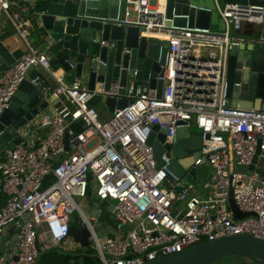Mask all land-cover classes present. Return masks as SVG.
<instances>
[{"label": "built area", "instance_id": "obj_1", "mask_svg": "<svg viewBox=\"0 0 264 264\" xmlns=\"http://www.w3.org/2000/svg\"><path fill=\"white\" fill-rule=\"evenodd\" d=\"M214 1L221 33L175 26L174 19L185 16L168 18L166 0H120L117 17L107 21L137 28L139 38L168 42L162 74L155 77L162 82L161 96L134 83L120 94L118 83L107 91L89 90L76 78L69 84L56 79L51 95L60 108L40 113L23 129L22 142L0 154V264H36L42 252L81 249L68 236L72 214L79 217V230L88 231V248L99 264H145L233 235L264 239V176L253 169L264 159V110L232 107L226 82L228 50L240 41L233 35L246 22L261 23L263 10ZM34 9L30 0H0V15L26 47L0 73V117L30 68L49 69L47 53L30 41ZM96 96L132 102L101 121L91 106ZM155 125L166 130L168 144L177 129L197 128L201 144L194 167L205 162L212 170L210 197L190 195L168 169L166 153L154 158L148 139ZM42 129L47 134L38 138ZM230 188L247 217L234 219ZM89 190L97 205H106L112 237L97 236L102 211L86 203Z\"/></svg>", "mask_w": 264, "mask_h": 264}, {"label": "water", "instance_id": "obj_2", "mask_svg": "<svg viewBox=\"0 0 264 264\" xmlns=\"http://www.w3.org/2000/svg\"><path fill=\"white\" fill-rule=\"evenodd\" d=\"M209 0H204L207 3ZM214 1V0H213ZM215 2V1H214ZM261 8L262 22L244 23L243 31L234 34L240 39L228 50L227 97L232 107L264 110V0H217ZM202 3V4H203ZM120 0H40L34 9L33 20L38 46L49 57V69L38 72L36 78L27 74L17 87L10 106L0 117V154L22 142L23 129L40 113L60 108V102L51 95L54 75L81 80L89 90L107 91L111 84L118 83L119 93L129 83H139L142 88L157 90L161 96L162 82L155 77L162 74L168 42H155L138 37V29L113 26ZM216 8V6H215ZM177 17L174 25L188 28L210 29L213 11L192 0H166V15ZM104 19H106L104 23ZM222 24V19L220 20ZM112 41L114 48L100 46V42ZM0 56L5 71L14 62V57L0 43ZM103 104L108 113L126 108L132 100L105 96ZM166 130L155 125L151 129L148 145L156 160L162 154L170 158L168 169L180 179L182 186L196 179L195 160L199 157L201 138L191 128L177 129L173 144L165 143ZM68 135L64 136L67 149ZM205 162H202V164ZM228 205L236 220L247 217L239 211L229 190ZM96 213V217H98ZM100 222L96 224L98 228ZM13 229L9 230L12 233ZM69 238L83 249L88 248L89 233L71 225ZM264 264V239L241 234L202 242L179 253L160 256L145 264Z\"/></svg>", "mask_w": 264, "mask_h": 264}, {"label": "crops", "instance_id": "obj_3", "mask_svg": "<svg viewBox=\"0 0 264 264\" xmlns=\"http://www.w3.org/2000/svg\"><path fill=\"white\" fill-rule=\"evenodd\" d=\"M159 1H160V3L161 2L163 3V0H159ZM30 2H31L32 6L38 7L40 0H30ZM192 2L196 5H202L206 8L214 11L215 2L213 0H209V1H207V3H203L204 0H195ZM224 4L219 2L220 6H223ZM215 10H216V8H215ZM214 15L215 16H213L211 26H210V30L213 31L212 30V27H213V28H215V31H213V32L221 33L224 31L223 22H222V24L220 23L221 18L219 16L217 10H216V14H214ZM242 31H243V29H242ZM35 33H36V27L34 26V30L30 33V41L32 42L33 45L38 46V43H37V40L35 37ZM0 43H2V45L14 57L15 60L19 59L26 52V47H25L24 43L20 40V38L17 36V34L15 33L12 26L6 21V19L3 15H0ZM41 50L44 51L42 48H41ZM2 65H3V60L0 56V67ZM38 72H43V69L41 67L30 68L27 72V75L30 78H36ZM0 73H1V71H0ZM61 77L63 78V81L66 84L73 82V80L75 79L74 76L67 77L65 75H62L60 72H58L54 75V82L50 81V85L52 87H55L57 85L56 79H60ZM80 82H82V81L80 80ZM133 86L134 87H141L139 83H134ZM98 105L100 106L99 111H98L100 120L101 121L109 120V118L111 117V114L108 113L107 109L105 108V106L103 104V98L101 96H96L93 99V101L91 102V106L94 107L95 109L98 107ZM51 110L52 109L47 110V111H51ZM47 131H48L47 129H42V130L37 131V137L41 138V137L45 136L47 134ZM263 162H264V159L256 160L255 166L253 167V169H256L257 171H259L264 176V164H263ZM197 169H200V170L203 169L202 173L205 172L207 176L202 175L201 177H198L197 183L192 182V180L190 179L189 180L190 185L186 186V187L190 188L189 189L190 195L200 197V198H208V197H210L211 193L214 191V177H213L212 170L210 169V167L206 163H203L202 165H200L198 167L196 166V170ZM99 205L102 207H106V205L104 203H101ZM104 216L107 218V215H104Z\"/></svg>", "mask_w": 264, "mask_h": 264}, {"label": "rangeland", "instance_id": "obj_4", "mask_svg": "<svg viewBox=\"0 0 264 264\" xmlns=\"http://www.w3.org/2000/svg\"><path fill=\"white\" fill-rule=\"evenodd\" d=\"M192 1H195V0H192ZM161 4H162V2H161ZM131 5H132V3H129V6H131ZM213 14H216L215 8H214ZM212 30L215 31V28L212 27ZM99 108H100V106L98 105V107L96 108L97 112L99 111ZM191 129H192L193 132L198 133V135H199V131L197 130V128L195 126L192 125ZM72 130L74 132L78 131V129H76V127H74V126L72 127ZM1 156L2 155H0V158H1ZM263 164H264V162H263ZM202 171H203V169H201V170L197 169L196 170V176L197 177H196L195 180H192V182L197 183L198 182V180H197L198 177H201L202 175L207 176L206 173L205 172L202 173ZM86 203L89 204V207L91 208V210L96 211L98 209H101V211H102V217L100 218V221L102 222V227H101L100 231H98V233H97L98 238L103 240L104 238L112 237L111 234H107V231L110 228H112L114 226V224L112 222H109L108 219L104 216V215H107V209H105V207H102V206L96 204L95 197L93 196V193H92L91 190H89L87 192V194H86ZM86 203H85V201H82V200L79 201V204L83 205V207L86 206ZM70 218L74 219V221H75L74 225H76V227L79 229L81 227V225L78 223V221H79L78 215L77 214H72L70 216ZM80 253H86V254L90 253L91 255H95L96 254V252L91 250L90 248H88L86 250L83 249V248L75 249L74 252H66V251H63L61 249H54V250H51V251L42 252L40 254L39 260H40L41 264H48L49 263V261H48L49 258L57 256L59 254L64 255V254H80Z\"/></svg>", "mask_w": 264, "mask_h": 264}, {"label": "trees", "instance_id": "obj_5", "mask_svg": "<svg viewBox=\"0 0 264 264\" xmlns=\"http://www.w3.org/2000/svg\"><path fill=\"white\" fill-rule=\"evenodd\" d=\"M40 258V257H39ZM39 260V259H38ZM48 264H99L98 259L90 253L80 254H59L57 256L49 258ZM231 264L232 260H225V264ZM36 264H41L40 260Z\"/></svg>", "mask_w": 264, "mask_h": 264}]
</instances>
